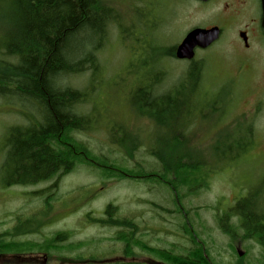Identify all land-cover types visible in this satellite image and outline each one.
Segmentation results:
<instances>
[{
	"label": "rangeland",
	"instance_id": "obj_1",
	"mask_svg": "<svg viewBox=\"0 0 264 264\" xmlns=\"http://www.w3.org/2000/svg\"><path fill=\"white\" fill-rule=\"evenodd\" d=\"M114 5L126 22H133L136 30L145 35H138L136 41L132 26L121 20L131 36L123 38L119 29L112 27L97 53V71L59 81L89 94L76 110L91 118V127L76 137L97 158L117 167L158 171L160 166L149 150L166 149L167 140H159L170 138L172 132L140 116L133 108L131 92L142 72H164L155 88L163 92L178 84L188 71L191 61L174 56L161 58L154 47L175 46L195 26H220L219 38L196 51L194 61L203 66V73L200 86L190 96L196 109L186 138L182 139L187 140L192 150L202 153L206 162L201 170L207 174L202 176L204 182H194L195 189L200 185L197 191L188 194L183 186L179 193L181 204L188 211L189 224L206 244L211 259L217 264H263L258 254L262 250L260 245L242 237L240 227L233 238L225 234L218 217L232 213L237 203L247 198L251 186L261 191L259 199L264 194L263 127L260 128L264 125V105L258 102L263 93L264 64L246 61V51L235 32L238 19L223 12L222 3L216 0H114ZM134 5L143 13L134 12ZM143 16L147 21L141 25ZM184 93L189 95V89L185 88ZM29 105L17 97H0V234L13 233L19 220H30L22 224L23 229H29L26 234L11 235L10 239L42 245L58 233L69 236L59 242V250L54 242L50 250L39 246L31 251L4 252L0 264H30L35 260L41 263L45 254L50 258L47 264L145 263L148 258L157 259L136 244L131 246V256L125 253L124 243L118 239L122 227L99 221L108 218L105 210L109 204L115 207L110 214L113 218L134 222V241L167 249L172 254H186L191 242L184 232L185 218L172 212L173 192L160 181L107 177L98 166L78 163L56 182L54 178L30 185L6 186L5 180L12 178L1 168L8 149L7 130L27 122L26 117L18 114L19 110L36 114ZM164 115L169 117L173 113L164 112ZM173 118L176 120L178 116ZM242 129H249L250 133L253 130L252 136L245 130L250 138L247 150L235 159L219 160L213 154L217 139ZM131 138H137V145L129 157L120 143L122 140L130 145ZM234 221L239 226L238 220L228 217L229 223Z\"/></svg>",
	"mask_w": 264,
	"mask_h": 264
},
{
	"label": "trees",
	"instance_id": "obj_2",
	"mask_svg": "<svg viewBox=\"0 0 264 264\" xmlns=\"http://www.w3.org/2000/svg\"><path fill=\"white\" fill-rule=\"evenodd\" d=\"M133 11L141 12L136 6ZM143 17L139 22L141 25L147 21ZM121 20L132 26L136 41L138 35H145V32L136 30L133 22H126L114 5V0H0V97H17L30 104L37 114H26L19 110L18 114L26 117L27 122L13 125L7 130L8 149L1 168L5 173L9 172L12 178L5 180V185H30L54 178L56 182L78 163L98 166L107 177L160 181L173 192L175 208L172 212L183 214L185 218L183 228L191 242L186 254L176 255L167 249L134 241L132 236L136 225L130 219L113 218V214L110 215L115 208L112 204L107 205L105 210L108 218L99 221L126 229L118 232V239L124 243L127 255L131 256V246L136 244L143 251L170 264H217L210 258L204 241L199 239L189 224L188 211L182 206L179 193L183 186L188 194L197 191L200 185L195 189L194 182H204L202 176L207 174L201 170L206 162L202 153L192 150L185 142L187 140H182L186 138L191 115L196 109L190 96L200 86L203 73L201 64L191 60L188 71L179 83L163 92H157L155 88L163 79L164 72H142L138 85L131 92L133 108L140 116L154 121L158 128H170L172 132L170 138L159 140H167L166 149L163 147L166 151L149 150L150 156L160 166L158 171L117 167L114 163L97 158L76 137L77 133L91 127V118L76 110L89 94L87 90L59 81L86 71H97V53L103 48L112 27H117L123 38L131 36ZM174 47H154L153 50L157 49L161 58L173 57ZM185 88L189 89V95L184 93ZM164 112L173 115L166 117ZM174 115L178 116L176 120ZM245 130L250 133L249 129H242L222 135L213 146V154L219 160H231L244 153L250 145L249 133H245ZM136 139L131 138L130 145L121 140L120 146L126 156L132 157ZM260 193L251 190L249 196L241 199L232 209V213L218 218L225 234L233 238L240 227L242 237L255 240L264 250V194L259 199ZM229 216L238 220L239 226L236 221L229 223ZM28 222L30 220H19L13 233L0 234V252L31 251L39 246L50 250L54 242L59 250V242L69 236L58 233L42 245L6 239L7 236L26 234L29 229H23L22 224ZM115 264L143 263L129 261Z\"/></svg>",
	"mask_w": 264,
	"mask_h": 264
},
{
	"label": "flooded vegetation",
	"instance_id": "obj_3",
	"mask_svg": "<svg viewBox=\"0 0 264 264\" xmlns=\"http://www.w3.org/2000/svg\"><path fill=\"white\" fill-rule=\"evenodd\" d=\"M217 2L222 3V11L226 12L228 16L232 18H237L238 22L235 26V32L241 38L240 43L243 49L246 51V61L262 62L264 64V32L261 26L262 19V0H216ZM236 19V20H237ZM220 27V26H219ZM220 34L222 33V28L220 27ZM245 34V39H243L240 34ZM257 36V39L255 38ZM256 39V40H255ZM245 55V53H244ZM247 63L248 65H251ZM264 74V70H263ZM258 102H261L264 105V84H263V93L261 98H259ZM264 109V107L262 106ZM263 127V128H262ZM261 136L263 137V147H264V125L260 126ZM253 130L250 133L252 136ZM250 139V138H249ZM251 190L254 188L251 186ZM245 197H248L249 192ZM8 239L11 236H7ZM8 253V252H6ZM15 253V252H13ZM4 254V252H0V255ZM259 258L261 259V263L264 264V250L262 249L258 252ZM153 255V254H152ZM179 255V254H177ZM206 255V254H205ZM157 258V257H155ZM50 262V258H48L47 254L41 260V263H38L36 260L34 263L30 262V264H47ZM143 264H170L161 259H152L148 258Z\"/></svg>",
	"mask_w": 264,
	"mask_h": 264
},
{
	"label": "water",
	"instance_id": "obj_4",
	"mask_svg": "<svg viewBox=\"0 0 264 264\" xmlns=\"http://www.w3.org/2000/svg\"><path fill=\"white\" fill-rule=\"evenodd\" d=\"M261 26L264 32V0H262ZM220 30V27L217 25L211 27L195 26L189 29L175 45L174 56L180 60H192L195 57L197 49H205L219 38ZM240 36L245 39L244 33H241ZM238 254L241 255L240 252Z\"/></svg>",
	"mask_w": 264,
	"mask_h": 264
}]
</instances>
